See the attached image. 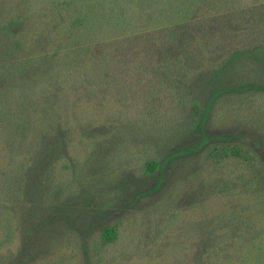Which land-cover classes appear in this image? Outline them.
Wrapping results in <instances>:
<instances>
[{"label": "rangeland", "instance_id": "1", "mask_svg": "<svg viewBox=\"0 0 264 264\" xmlns=\"http://www.w3.org/2000/svg\"><path fill=\"white\" fill-rule=\"evenodd\" d=\"M23 1L0 0L4 47L2 25ZM254 1L264 2L243 0ZM256 40L240 54L201 48L181 69L136 67L129 88L117 77L94 85L72 80L67 105L53 102L52 120L35 129L28 157L25 144L21 160L4 145L0 264H182L196 260L206 241L231 243L246 231L244 220L262 216L239 214L264 192V36ZM140 72L150 77L143 81ZM228 144L251 160L210 154ZM150 159L160 167L145 174ZM107 226L117 239L104 245Z\"/></svg>", "mask_w": 264, "mask_h": 264}, {"label": "trees", "instance_id": "2", "mask_svg": "<svg viewBox=\"0 0 264 264\" xmlns=\"http://www.w3.org/2000/svg\"><path fill=\"white\" fill-rule=\"evenodd\" d=\"M125 1L24 0L18 4L17 13L2 25L10 44L0 43V157L8 150L13 160L30 155L39 137L35 129L48 128L56 103L67 105L72 80L94 85L117 77L122 79L120 85L129 88L127 82L137 75L136 67L156 70L159 64L172 63L181 69L199 57L201 48L206 52L216 45L230 46L240 54L242 45L264 36L261 1L155 0V7L151 0H139V6L138 0ZM163 4H173L177 11L169 14ZM147 12L166 16L148 19ZM142 76L144 81L150 74ZM7 124L15 129L7 132ZM23 144L27 152L17 153ZM210 154L251 160L249 153L232 144L211 148ZM159 167L150 159L143 172L151 174ZM251 197L253 203L243 206L239 216L262 217L244 220L246 231H238L231 243L206 241L196 260L182 264H264V228H259L264 224V192ZM100 238L104 245L114 243L116 228L104 227Z\"/></svg>", "mask_w": 264, "mask_h": 264}]
</instances>
